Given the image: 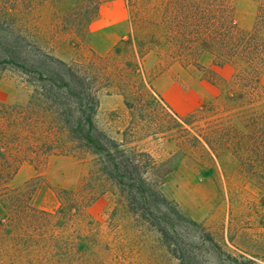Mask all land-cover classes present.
Listing matches in <instances>:
<instances>
[{"label": "rangeland", "instance_id": "rangeland-1", "mask_svg": "<svg viewBox=\"0 0 264 264\" xmlns=\"http://www.w3.org/2000/svg\"><path fill=\"white\" fill-rule=\"evenodd\" d=\"M130 1L0 0V61L17 58L58 78L60 66L53 57L87 72L99 91L98 126L124 149L151 154L165 165L161 172L173 169L161 186L169 202L162 209L180 227L186 264H264V189L201 150L197 127L204 122L181 121L214 102L221 86L210 82L208 71L171 60L162 47L160 54H149L146 40L136 41V35H153L165 0ZM103 5L105 11L123 8L126 17L101 18ZM235 5L237 24L251 30L257 3L235 0ZM214 60L209 51L200 56L205 69L232 80L235 65L217 67ZM38 88L15 66L0 63V104L25 107ZM57 123L49 114L40 128L63 139ZM62 147L44 160L22 164L11 188L35 189L33 204L39 209L59 214L62 207L68 212L74 255L70 264H182L159 232L130 212L117 187L100 172L98 156L69 142ZM190 220L204 227L201 239Z\"/></svg>", "mask_w": 264, "mask_h": 264}, {"label": "trees", "instance_id": "trees-1", "mask_svg": "<svg viewBox=\"0 0 264 264\" xmlns=\"http://www.w3.org/2000/svg\"><path fill=\"white\" fill-rule=\"evenodd\" d=\"M254 1L256 21L251 30H245L236 22L235 0H165L161 21L153 22V35L142 37L137 33L136 41L146 40L149 54H160L162 47L171 60L211 74L210 82L221 86L220 96L181 121L188 125L204 122L197 127L201 150L213 155L221 165L229 163L238 176L264 189V0ZM163 36L165 42L160 43ZM204 51L214 55L217 67L235 65L232 80H223L215 70L201 65ZM4 58L1 64L15 66L39 88L25 107L0 104V264L72 262L68 212L62 207L59 214L39 209L33 204L35 189L11 188L22 164L35 158L44 160L66 142L78 151L98 156L100 172L117 187L130 212L157 230L168 250L186 264L187 252L179 247L180 227L162 209L169 207V202L161 186L173 169L161 172L165 165L151 154L124 149L121 142L98 126L99 91L92 87L83 69L50 57L60 66V77L56 78L17 58ZM49 114L58 122L56 129L63 139H55L50 128H40ZM190 223L201 239L204 227L194 220ZM210 240L222 250L213 237Z\"/></svg>", "mask_w": 264, "mask_h": 264}, {"label": "crops", "instance_id": "crops-1", "mask_svg": "<svg viewBox=\"0 0 264 264\" xmlns=\"http://www.w3.org/2000/svg\"><path fill=\"white\" fill-rule=\"evenodd\" d=\"M105 6L103 5V6H101V9H100V12H99V16L101 17V18H106L107 20H112V21H116V20H120V19H122V18H124V17H126V12H125V10H123V8H121V9H116V8H113V7H110L109 8V10L108 11H105ZM112 10H115V14L113 15V14H111V13H109L110 11H112ZM113 15V16H112ZM116 16H119L118 18H116ZM121 39V38H120ZM119 39V40H120ZM205 56H207V58H209L208 57V54H206ZM213 62V61H212Z\"/></svg>", "mask_w": 264, "mask_h": 264}]
</instances>
